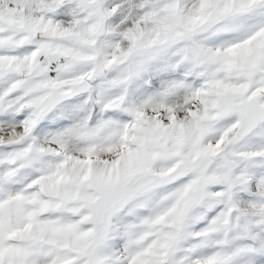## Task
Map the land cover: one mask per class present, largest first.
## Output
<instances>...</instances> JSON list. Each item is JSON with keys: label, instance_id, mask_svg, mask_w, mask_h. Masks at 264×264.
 Segmentation results:
<instances>
[{"label": "snow or ice", "instance_id": "6c2138e0", "mask_svg": "<svg viewBox=\"0 0 264 264\" xmlns=\"http://www.w3.org/2000/svg\"><path fill=\"white\" fill-rule=\"evenodd\" d=\"M0 264H264V0H0Z\"/></svg>", "mask_w": 264, "mask_h": 264}]
</instances>
